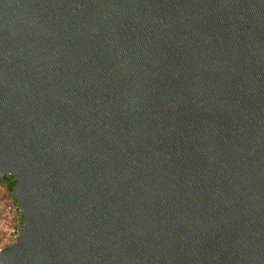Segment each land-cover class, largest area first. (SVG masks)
Here are the masks:
<instances>
[{"label": "water", "instance_id": "water-1", "mask_svg": "<svg viewBox=\"0 0 264 264\" xmlns=\"http://www.w3.org/2000/svg\"><path fill=\"white\" fill-rule=\"evenodd\" d=\"M0 264H264V0H0Z\"/></svg>", "mask_w": 264, "mask_h": 264}, {"label": "built area", "instance_id": "built-area-1", "mask_svg": "<svg viewBox=\"0 0 264 264\" xmlns=\"http://www.w3.org/2000/svg\"><path fill=\"white\" fill-rule=\"evenodd\" d=\"M8 194L7 186H0V197ZM0 226L6 235L9 244H13L19 238V231L22 226V212L16 200L7 201L0 205Z\"/></svg>", "mask_w": 264, "mask_h": 264}, {"label": "rangeland", "instance_id": "rangeland-1", "mask_svg": "<svg viewBox=\"0 0 264 264\" xmlns=\"http://www.w3.org/2000/svg\"><path fill=\"white\" fill-rule=\"evenodd\" d=\"M0 186L6 187V183L4 181H1ZM14 200H15V197L11 195L10 191H8V194H5L3 197H0V205H3L7 201H14ZM10 245L11 244H9V242L6 240V235L3 231V228H1L0 226V251L3 248L8 247Z\"/></svg>", "mask_w": 264, "mask_h": 264}, {"label": "trees", "instance_id": "trees-1", "mask_svg": "<svg viewBox=\"0 0 264 264\" xmlns=\"http://www.w3.org/2000/svg\"><path fill=\"white\" fill-rule=\"evenodd\" d=\"M1 181H4V182L6 183L7 190L10 191L11 188H12V186H13V181H11V182H8V181H6V180H1ZM1 181H0V182H1Z\"/></svg>", "mask_w": 264, "mask_h": 264}, {"label": "flooded vegetation", "instance_id": "flooded-vegetation-1", "mask_svg": "<svg viewBox=\"0 0 264 264\" xmlns=\"http://www.w3.org/2000/svg\"><path fill=\"white\" fill-rule=\"evenodd\" d=\"M4 180H6V181H8V182L13 181L11 177H8V178H6V179H4Z\"/></svg>", "mask_w": 264, "mask_h": 264}]
</instances>
